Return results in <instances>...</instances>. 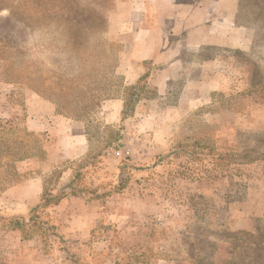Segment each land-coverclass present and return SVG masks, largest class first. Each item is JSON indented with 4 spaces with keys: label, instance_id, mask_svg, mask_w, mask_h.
Here are the masks:
<instances>
[{
    "label": "rangeland",
    "instance_id": "374dc122",
    "mask_svg": "<svg viewBox=\"0 0 264 264\" xmlns=\"http://www.w3.org/2000/svg\"><path fill=\"white\" fill-rule=\"evenodd\" d=\"M201 1L211 14L217 0H0V217L27 221L5 193L34 173L52 194L110 192L67 196L43 214L47 236L22 241L0 224V264H264V0H237L232 26L221 22L237 50L131 58L142 29L175 51ZM145 74L123 118L125 90ZM57 116L81 122L85 141L57 140Z\"/></svg>",
    "mask_w": 264,
    "mask_h": 264
},
{
    "label": "crops",
    "instance_id": "0c3cea01",
    "mask_svg": "<svg viewBox=\"0 0 264 264\" xmlns=\"http://www.w3.org/2000/svg\"><path fill=\"white\" fill-rule=\"evenodd\" d=\"M221 1L222 0H217L216 3L214 2L215 6L213 4L212 8L210 9L211 14H207L202 5V1L200 3L197 2V5L194 4L188 7L187 11H185L187 13L183 17V23H188V27L182 28L180 31V35L184 34V42H182L183 39L180 38V35L178 36V34L175 32L174 34L176 36L173 39L177 41L174 42L173 48L175 49V51H166L164 53H161L160 50L164 47V31H162L161 36L157 35V33L155 34V36H151L149 33L153 32L152 30L146 32L145 29H142L143 31H141V38L143 39L139 38V46H137L136 49H139V47H143L144 50L141 52L140 50L133 49L131 55V58H133L132 61L144 62L149 60V62L153 63V65L155 64L156 66H159L163 64H173L176 60L175 55L179 56V49H200L203 47L219 48L221 46H224L237 50L240 47L239 42L241 41V39L238 38V32L229 28V31H227L229 33H227V38H225V34H221V30L224 31L228 28L221 22H224V24L227 23L228 25L232 26V21L234 19L235 9L237 6V0H229V4L227 5L222 4ZM222 7L226 8L223 9ZM221 10L223 12H221ZM174 12L176 14L174 18L175 20H177L178 14L176 12L179 11ZM204 12H206V16L203 14ZM213 13L217 15L214 16ZM167 18L170 19V17ZM206 21L210 22L211 24L204 25ZM225 32L226 31H224V33ZM205 35H207L206 39L204 38ZM244 43L245 47L242 48H248L250 43L246 42V39ZM242 48L240 49L242 50ZM215 63L216 62H214V65ZM203 75H206L205 71H202L201 77H203ZM202 79H205V77H203ZM237 80L238 79H236V81ZM31 117L32 116H30L29 119ZM55 118L60 117L57 116ZM61 120L51 121V125L49 127V131L51 130V132H58L57 140H64L65 138L70 139V137L74 138L75 136L76 140L79 143L80 141H85L84 125L81 122L74 120L68 121L65 119ZM27 126L29 129L34 130L36 123L35 121L29 120ZM52 136L53 138L51 141L55 142V134H53ZM59 143H61V141ZM60 150L62 151L63 148L60 147ZM44 175L45 172H41L40 174L34 173L33 177L23 182L19 186L14 187V189H8V193L6 192L5 194L16 193L17 196H19L17 197L19 198L18 200L22 202L23 206L27 208V212H29L32 208L36 207L41 202L42 182ZM23 193L26 194V199L24 198V200L23 197L25 196H22ZM2 201L4 207H8L11 203L10 200L6 199L5 197L2 199Z\"/></svg>",
    "mask_w": 264,
    "mask_h": 264
},
{
    "label": "trees",
    "instance_id": "16d2710c",
    "mask_svg": "<svg viewBox=\"0 0 264 264\" xmlns=\"http://www.w3.org/2000/svg\"><path fill=\"white\" fill-rule=\"evenodd\" d=\"M75 25L78 26L76 23ZM146 77L147 76L145 74L143 77L139 78L137 85L128 87L125 90L124 104L122 109L123 118L130 116L132 113L133 104L138 101L140 93L143 90V86L140 85V83ZM88 100V105L82 110L83 115H86L88 112H90V108L93 110L99 104V101L93 97L89 98ZM58 110L59 109H57V113L60 114V110L59 112ZM44 178L45 176L43 177L42 182L41 202L39 205L30 210L27 221L17 217H0L1 231L5 233L16 232L20 235L22 241L30 240L32 236H47V233H49L50 230H54V227L53 225L49 224V220L44 218L43 214L47 212V210L59 206L67 196H72L84 201H93L101 197H106L110 193L108 191L98 193L97 191H83L70 188L69 194L65 193L64 190H59L52 194L49 189L46 188ZM7 186L3 190H6Z\"/></svg>",
    "mask_w": 264,
    "mask_h": 264
}]
</instances>
